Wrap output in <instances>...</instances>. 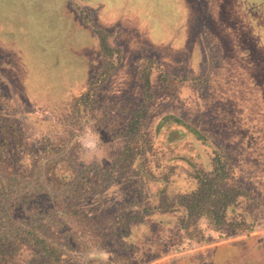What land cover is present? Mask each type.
<instances>
[{
    "label": "trees",
    "instance_id": "16d2710c",
    "mask_svg": "<svg viewBox=\"0 0 264 264\" xmlns=\"http://www.w3.org/2000/svg\"><path fill=\"white\" fill-rule=\"evenodd\" d=\"M262 2L223 0L222 5L228 9L222 11L239 15L245 24L264 32ZM79 10L84 15L91 12L85 7ZM85 20L97 41V63L88 65L80 87L66 99H52L42 88L44 80L37 71H33L36 77L28 85L10 83L0 63V264H142L170 251L178 242L180 230L193 221L204 222L213 236L255 227L261 215L249 219L245 211L252 207L244 213L240 207L253 205L257 197L234 172L232 150L208 141L205 134L193 128L206 148L209 163L204 166L190 161L187 178L180 182L175 175L177 163L167 161L154 148L153 134L145 121L155 97L153 75L163 88H177L184 81L198 83L207 75L167 73L156 52L140 54L134 59L133 75L139 86L138 100L128 104L124 92L129 93V84L111 82L123 58L122 45L111 41L115 29L94 23L91 15ZM225 37L227 46L239 50L236 68L240 81L248 88L256 86L246 83L249 80L241 67L247 68L252 59L264 72V43L260 50L255 38L249 40L261 51L257 60L249 56L250 44L241 41L239 29L232 39L228 34ZM209 39L214 45L215 36ZM198 47L204 54L213 46L206 47L201 39ZM224 66L232 71V64ZM61 108L67 116L60 118L59 131V124H50L46 113ZM81 110L92 113L101 135L111 136L112 153L108 158L97 157L85 163L81 142L71 141L80 131L79 125L74 126L72 112ZM121 112L124 115L119 119ZM38 171L43 177L38 187L27 194L11 191L15 183H20L17 181L33 180ZM90 245L99 246L107 256L79 259L71 253L89 250ZM193 253L170 257L163 264H179L182 258L211 264L209 251H196L200 258Z\"/></svg>",
    "mask_w": 264,
    "mask_h": 264
},
{
    "label": "rangeland",
    "instance_id": "374dc122",
    "mask_svg": "<svg viewBox=\"0 0 264 264\" xmlns=\"http://www.w3.org/2000/svg\"><path fill=\"white\" fill-rule=\"evenodd\" d=\"M222 1L0 0V63L9 82L28 85L37 71L44 80L42 88L45 87L54 100L62 101L76 91L88 65L97 63V41L85 20L87 15H91L94 23L115 29L111 41L122 45L123 58L111 82L129 84V93L124 92L129 98L128 104L138 100L139 86L133 75L134 59L140 54L156 52L167 73L207 75L203 81H184L177 88H163L155 75L152 76L155 97L149 103L145 121L153 134V146L167 161L177 163L175 175L176 179L180 177V182L187 178L190 161L204 166L209 163L206 148L193 134V128L205 134L208 141L228 147L235 160L234 172L251 186L255 199L263 197L254 199L253 205L240 208H244V213L246 208L252 207L245 211L249 219L257 213L261 216L251 229L214 236L204 222L190 220L192 224L176 234L178 242L170 251L142 264H163L166 259L189 251L195 252L193 256L197 258L200 257L196 251L203 254L209 251L211 264H264V72L259 70L257 62L249 59L247 68L241 67L245 71L243 76L249 80L246 83L256 86L248 88L240 81L241 74L236 68L239 50L225 44L228 38L225 35L232 39L235 29H239L241 41L245 39L250 44L249 56L259 60L264 32L245 24L241 16H230L222 11L228 9ZM81 7L91 12L84 15V11L79 10ZM207 35L210 37H205ZM211 35L215 36L214 45L209 39ZM253 38L260 50L250 43ZM201 39L206 47L213 46L212 50L207 48V53L203 54L198 47ZM205 55L207 58L202 60ZM222 62L232 64V71ZM120 91L123 93L124 88ZM75 113L72 112L74 126L79 125L80 131L71 141H91L101 135L100 124H96L91 112ZM46 115L50 124H59L60 131V118L67 116L65 109L49 110ZM123 115L121 112L119 119ZM99 138L100 142L104 139L98 148L102 159H106L112 153L113 140L108 135ZM107 139H111L108 144ZM42 180V172L38 171L33 180L17 181L20 183H15L11 191L27 194ZM45 185L48 188V183ZM240 237L245 238L224 243ZM213 244L217 245L210 248ZM99 248L90 245L89 250H71V253L79 259L106 257V252ZM167 262L165 264H170ZM179 264L198 263L182 258Z\"/></svg>",
    "mask_w": 264,
    "mask_h": 264
},
{
    "label": "clouds",
    "instance_id": "9594fccd",
    "mask_svg": "<svg viewBox=\"0 0 264 264\" xmlns=\"http://www.w3.org/2000/svg\"><path fill=\"white\" fill-rule=\"evenodd\" d=\"M100 142V138L98 135H96L94 140L91 141H81L83 154L85 156V163H91L94 158H101L98 144Z\"/></svg>",
    "mask_w": 264,
    "mask_h": 264
}]
</instances>
